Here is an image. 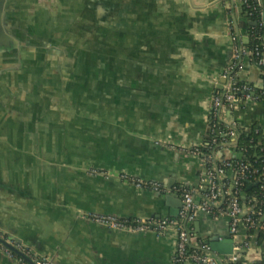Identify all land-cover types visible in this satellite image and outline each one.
<instances>
[{
    "label": "crops",
    "instance_id": "crops-1",
    "mask_svg": "<svg viewBox=\"0 0 264 264\" xmlns=\"http://www.w3.org/2000/svg\"><path fill=\"white\" fill-rule=\"evenodd\" d=\"M18 2L19 15L44 29L36 35L80 36L81 60L70 76L47 59L2 67L12 69L0 75V229L54 264H178L172 232L116 231L83 214L175 217L179 201L169 206L165 196L95 176L90 168L168 186L196 182L204 172L201 158L155 140L202 141L211 98L233 59L229 23L243 42L252 19L238 0ZM52 45L32 50L57 52ZM238 77L262 86L247 56ZM234 118L264 123V102L247 99ZM190 225L202 239L229 236L226 216L200 211ZM260 233L242 250L243 261L264 253ZM12 261L0 252V264H19Z\"/></svg>",
    "mask_w": 264,
    "mask_h": 264
},
{
    "label": "built area",
    "instance_id": "built-area-1",
    "mask_svg": "<svg viewBox=\"0 0 264 264\" xmlns=\"http://www.w3.org/2000/svg\"><path fill=\"white\" fill-rule=\"evenodd\" d=\"M241 7L256 25L264 27L262 15L264 7L259 0H238ZM229 35L234 45L233 59L222 77L227 83L216 89L207 113V133H216L223 124L229 125L222 132V138H213L210 152L202 150L204 138L199 143L186 145L171 140L156 139L155 143L165 148L183 152L189 157L201 158L204 172H200L196 182L183 181L168 186L125 171H111L90 168V173L105 179L116 180L136 189L149 190L162 195L176 194L182 205L178 216H151L128 218L115 214L84 212V218L109 229L132 234L153 233L162 235L172 232L175 236L174 261L178 264H237L242 258V250L250 249L251 238L257 230L264 231V155H258L253 162L245 159L246 146L239 147L242 131L249 129L234 118L247 99L264 102V39L262 44L248 49L236 33L231 22ZM249 57L260 70L262 86L238 85L236 76L242 67L244 57ZM259 123L264 126V123ZM259 133L260 129L255 130ZM264 146L260 147V151ZM250 186V188H249ZM249 188V189H248ZM200 211L229 219V236L234 239V252L231 258L213 251L204 240L198 237L191 223ZM245 229L246 234L242 235ZM0 252L19 264H31L21 254L30 258L33 264H54L51 259L37 252L31 245L23 243L0 229ZM21 253V254H20ZM243 264H264L262 257Z\"/></svg>",
    "mask_w": 264,
    "mask_h": 264
},
{
    "label": "water",
    "instance_id": "water-1",
    "mask_svg": "<svg viewBox=\"0 0 264 264\" xmlns=\"http://www.w3.org/2000/svg\"><path fill=\"white\" fill-rule=\"evenodd\" d=\"M21 10L22 8L18 0H0V65H1L0 75H2L7 70L12 69L11 64H14L16 62L18 63L19 61H25L26 63H28L32 60L41 61L43 59L44 60L47 59L48 61H51V62L57 61L58 62L57 70L62 72L64 76H67V75L70 76L74 74L76 72V69L74 68L75 62L78 60H81V55H80V52H78V50L76 49H74L73 51H59L58 50L57 52H54V53H47V52L40 53V52L33 51L34 49L32 50V48L34 45L38 46L41 44H44V45L50 44V40H51V43L55 45V47H58V48H74L76 47V45L80 47L81 37L73 36V35L72 36L67 35L64 37L62 35L55 36V37H58V39L55 37L48 38L46 36L40 37L36 35L35 32L39 31L38 33H41V32H44V29L41 30L42 29L41 27L39 28V26H37L36 23L30 21L31 19L30 20H26V18L23 19V17H21V15L23 14L19 15V12L22 13ZM6 21L11 23V26L9 27V29L7 28ZM231 22L229 23V26ZM25 23L28 25L29 24L35 25V27H32V28L30 27L31 28L30 31L23 33V30L22 31L20 30L22 29V25H24ZM251 24L254 25L256 24V22L253 21ZM234 25H235L236 33L239 36L240 34L238 33L239 32L238 28L236 27L235 23ZM18 26L21 28H18ZM45 33H47V31H45ZM243 40H244L242 42L243 44H247L249 41V39L247 40V38H243ZM23 47L25 49H23ZM3 65H11V66H9V68H5V67L2 68ZM222 82L223 83L221 84L227 83V79L223 78ZM221 84L220 83L218 84L217 89L221 88L220 87ZM177 153L179 155L183 154V153L181 154L179 151H177ZM107 180H111V179H107ZM128 187H131V186H128ZM157 196H165V201L167 205L169 206H175L174 205L175 201H179L180 207L182 205L181 198L178 197L176 194L162 195L160 193H157ZM138 234H146V233H138ZM203 240L207 245L210 246V248L213 251L219 254H222V255H226L228 258L232 257L233 252H234L235 242H234V239L231 238L230 236H225L222 240H220L219 236L215 235V236H209L207 238H204ZM21 256H23L29 263L33 264L30 258L26 257L23 254H21Z\"/></svg>",
    "mask_w": 264,
    "mask_h": 264
},
{
    "label": "trees",
    "instance_id": "trees-1",
    "mask_svg": "<svg viewBox=\"0 0 264 264\" xmlns=\"http://www.w3.org/2000/svg\"><path fill=\"white\" fill-rule=\"evenodd\" d=\"M254 21V20H252ZM264 39V27H260L256 24L251 25L249 29V41L246 45L248 49H253L257 44H262ZM250 59V58H249ZM253 60V59H252ZM253 62V61H252ZM263 77V75L261 74ZM236 82L238 85L246 84L245 81L240 80L238 76H236ZM249 129L242 131L239 137V147L246 146L248 148V153L245 156L246 160L253 162L255 158L260 154L264 155V150L260 151V147L264 146V126L259 123H251L247 125ZM230 128L229 125L223 124L219 127L221 131H228ZM259 128L260 131L257 133L255 130ZM217 131L216 133H207L204 137V146H202V150L205 153L210 152L209 147L213 146V138L217 137L219 140L222 138V132ZM260 241H264V231H262L259 235ZM262 260H264V253L262 254ZM237 264H243V260L241 259Z\"/></svg>",
    "mask_w": 264,
    "mask_h": 264
},
{
    "label": "flooded vegetation",
    "instance_id": "flooded-vegetation-1",
    "mask_svg": "<svg viewBox=\"0 0 264 264\" xmlns=\"http://www.w3.org/2000/svg\"><path fill=\"white\" fill-rule=\"evenodd\" d=\"M7 22V21H6ZM11 26V23H9V22H7V28L9 29V27ZM24 27H25V29H24ZM32 27H35V25H32V24H24V25H22V29L20 30V31H22L23 30V33H26V32H28V31H30V29ZM18 28H21V27H19L18 26ZM38 30V29H37ZM10 31V30H9ZM39 32V31H38ZM55 38H57L58 39V37H55ZM52 40H53V38H52ZM63 40V39H62ZM51 43V42H50ZM52 44V43H51ZM54 48H53V50H59V51H73L74 49H76V50H79V48H81V45H80V47L79 46H77L76 45V47H74V48H58V47H55V45H52Z\"/></svg>",
    "mask_w": 264,
    "mask_h": 264
}]
</instances>
